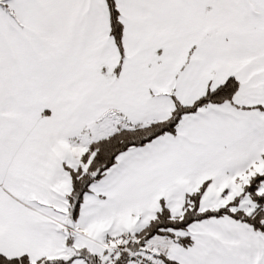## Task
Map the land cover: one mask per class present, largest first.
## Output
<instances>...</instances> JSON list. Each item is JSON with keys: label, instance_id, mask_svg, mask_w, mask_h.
Returning <instances> with one entry per match:
<instances>
[{"label": "snow or ice", "instance_id": "6c2138e0", "mask_svg": "<svg viewBox=\"0 0 264 264\" xmlns=\"http://www.w3.org/2000/svg\"><path fill=\"white\" fill-rule=\"evenodd\" d=\"M0 264H264V0H0Z\"/></svg>", "mask_w": 264, "mask_h": 264}]
</instances>
